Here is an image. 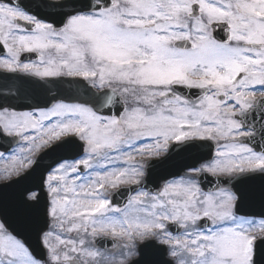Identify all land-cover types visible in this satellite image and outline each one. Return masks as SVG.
<instances>
[{
  "label": "snow or ice",
  "instance_id": "1",
  "mask_svg": "<svg viewBox=\"0 0 264 264\" xmlns=\"http://www.w3.org/2000/svg\"><path fill=\"white\" fill-rule=\"evenodd\" d=\"M0 160V264H264V0H0Z\"/></svg>",
  "mask_w": 264,
  "mask_h": 264
},
{
  "label": "rangeland",
  "instance_id": "2",
  "mask_svg": "<svg viewBox=\"0 0 264 264\" xmlns=\"http://www.w3.org/2000/svg\"><path fill=\"white\" fill-rule=\"evenodd\" d=\"M6 163H9V162H6ZM6 163H1V166H0V171H1V173L3 172V169H4V167H5V165H6Z\"/></svg>",
  "mask_w": 264,
  "mask_h": 264
}]
</instances>
